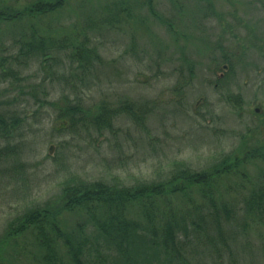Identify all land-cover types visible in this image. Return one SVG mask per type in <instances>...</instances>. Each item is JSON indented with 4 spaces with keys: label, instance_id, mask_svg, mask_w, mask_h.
Returning a JSON list of instances; mask_svg holds the SVG:
<instances>
[{
    "label": "rangeland",
    "instance_id": "obj_1",
    "mask_svg": "<svg viewBox=\"0 0 264 264\" xmlns=\"http://www.w3.org/2000/svg\"><path fill=\"white\" fill-rule=\"evenodd\" d=\"M33 1L0 0V11ZM152 1L156 16L145 0H70L54 14L0 23V60L19 56L34 32L65 44L46 64L13 59L21 82L0 70V112L23 120L0 143L16 149L0 161V241L10 221L57 205L67 186L164 181L180 165L201 171L264 146V0ZM84 38L100 61L83 73L69 53ZM67 105L86 114L60 119ZM101 105L120 109L111 129L92 122ZM261 187L264 162L252 158L223 180L222 197L239 210L226 225L236 239L223 263L204 254L206 237L190 241L191 264H264V221L243 211ZM80 218L61 220L72 231ZM0 247V264H40L30 235Z\"/></svg>",
    "mask_w": 264,
    "mask_h": 264
},
{
    "label": "trees",
    "instance_id": "obj_2",
    "mask_svg": "<svg viewBox=\"0 0 264 264\" xmlns=\"http://www.w3.org/2000/svg\"><path fill=\"white\" fill-rule=\"evenodd\" d=\"M69 1L34 0L22 11L7 8L0 11V23L54 14ZM145 1L149 12L156 16L153 1ZM60 42L34 32L29 40H24L19 56L12 60L21 65L24 62L18 59L32 56L46 64L61 52L65 44ZM71 47L69 60L83 73L100 61L96 50L88 45V38ZM12 60H0L2 76L21 82L23 78L11 67ZM123 109L137 121L143 120L132 106ZM79 114L86 111L79 105H67L60 110L59 118L74 124ZM119 114L120 109L101 105L92 122L98 129H111ZM22 123L15 114L0 112V143L8 140ZM15 151L11 145L0 148V161L12 153L15 156ZM247 158L264 162V146L251 151L250 156L246 153L241 158L226 157L201 171L180 165L164 181L139 182L130 187L103 182L67 186L57 205L33 207L10 221L2 241L30 235L40 264H191L195 254L190 255L189 242L206 237L209 246L204 247V254L223 263V252L229 251V243L236 239L226 235V225L239 210L224 200L221 185L228 176L239 174ZM13 161L20 165L15 157ZM243 211L252 221H264V188L254 190L244 200ZM64 213L81 216L72 231L61 220Z\"/></svg>",
    "mask_w": 264,
    "mask_h": 264
},
{
    "label": "water",
    "instance_id": "obj_3",
    "mask_svg": "<svg viewBox=\"0 0 264 264\" xmlns=\"http://www.w3.org/2000/svg\"><path fill=\"white\" fill-rule=\"evenodd\" d=\"M52 149H53V148L51 147V148H50V153H52Z\"/></svg>",
    "mask_w": 264,
    "mask_h": 264
}]
</instances>
